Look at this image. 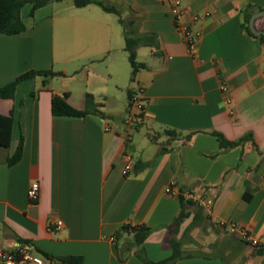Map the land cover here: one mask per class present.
Instances as JSON below:
<instances>
[{
  "label": "crops",
  "instance_id": "1",
  "mask_svg": "<svg viewBox=\"0 0 264 264\" xmlns=\"http://www.w3.org/2000/svg\"><path fill=\"white\" fill-rule=\"evenodd\" d=\"M102 1L119 15L73 0L32 15L28 4L21 13L27 30L0 34V88L32 71L57 75L24 81L13 99H0V117L14 120L11 147L0 148V248L81 256L84 264H145L138 249L119 253L116 235L123 226L147 227L152 234L140 249L159 263L172 256L169 227L183 210L182 197L167 190L199 194L208 186L213 205L201 206L203 220L192 229L189 211L178 235H186L187 257L175 264H264V41L247 31L244 16L264 10V0H183L187 18H201L194 56L163 0ZM255 27L264 29V18ZM127 37L147 39L137 48L144 68L134 81ZM138 88L148 102L128 141L125 120ZM65 93L81 111L91 95L98 113L55 117L52 99ZM214 133L229 142L252 138L223 149ZM21 137L22 159L9 166ZM125 153L135 163L128 176ZM34 182L41 193L31 203ZM58 221L63 228L51 233ZM231 224L261 247L231 233Z\"/></svg>",
  "mask_w": 264,
  "mask_h": 264
},
{
  "label": "trees",
  "instance_id": "2",
  "mask_svg": "<svg viewBox=\"0 0 264 264\" xmlns=\"http://www.w3.org/2000/svg\"><path fill=\"white\" fill-rule=\"evenodd\" d=\"M62 1L64 0H0V34L9 36L19 35L27 30V25L23 21L21 15L22 9L26 5H32L33 15L36 10L42 7ZM73 2L77 8H83L89 5H98L106 12L116 13L119 15V12L114 7L107 6L102 0H73ZM254 12L255 10L253 8H249L244 12L245 21L247 24L246 29L252 36L254 35L250 30V20ZM260 38L264 41V36H261ZM146 40V38L143 40L133 39L129 37L126 38V51L129 54L133 81L137 73L142 68H144V65L140 64L137 61V48L142 42H146ZM38 76L51 78L56 77L57 75L50 71L28 72L18 77L14 82L8 84L3 88H0V99H13L15 96V91L19 84L23 83L24 81L34 79ZM68 100L69 94L67 93L54 95L52 99V113L55 117L84 119L89 115L98 113V105L95 103V100L91 95L86 96L87 108L84 111L74 108ZM13 126V113L10 116L0 117V148L9 149L11 147ZM214 136L217 138L220 146L223 149L235 148L252 138L250 135H248L237 142H229L223 135L219 133H214ZM23 147L24 140L23 137H21L16 150L7 160V164L9 166H14L21 161L23 156ZM181 202L183 210L179 218H177V220L169 227L173 234L172 237L168 240V244L172 251V256L170 258L159 263H154L148 260L145 251L143 249H140V247L152 234V230L147 227L131 228L130 226H123L116 235V238L118 240L117 248L119 253H122L123 251L131 252L135 249H138L136 254L145 264H175L178 261L186 258L187 256L183 252L184 240L186 238V235L185 237L178 239L181 225L184 223L185 219L190 216L189 211L191 209H194L196 213L194 221L191 225V229L199 225L200 221L203 220V208L197 203L191 200H186L183 197L181 198ZM20 243L22 245H29L28 242H24L22 240H20ZM39 253L42 259L49 262L50 264H84V259L81 256L56 257L43 251H39Z\"/></svg>",
  "mask_w": 264,
  "mask_h": 264
},
{
  "label": "built area",
  "instance_id": "3",
  "mask_svg": "<svg viewBox=\"0 0 264 264\" xmlns=\"http://www.w3.org/2000/svg\"><path fill=\"white\" fill-rule=\"evenodd\" d=\"M163 1L170 8V13L174 19L176 30L184 35L185 44L187 46L189 54L194 56L196 54L197 41L199 39V34L195 31L194 26L201 20V18L196 16L189 20L186 15L183 0ZM221 90L223 93H227L229 91V88L225 82H222ZM147 102L148 100L145 96V90L143 88H138L134 93H132L130 97L128 116L125 120V125L130 130L127 137L128 141L131 140L132 133L137 128L138 124L143 122ZM123 159L125 162L123 175L128 176L133 172L135 168L134 158L130 153H125L123 155ZM213 191L214 189L212 187L206 186L199 194L187 193L181 195L179 192L174 190L173 187H171L167 190V193L173 196L183 197L186 200H191L198 205L209 209L213 205V199L209 197ZM40 193L41 190L39 183H32L28 190V198L30 202L36 203L39 200ZM63 226V222H55L49 226V231L51 233L59 232L63 228ZM229 230L231 233L238 235L250 246L254 248L261 247V242L255 239L246 228L240 227L236 224H231L229 226ZM112 240L115 241V238H113ZM0 261L3 264H45V261L41 257L34 255L31 252L30 248L27 246H20L16 251H6L0 248Z\"/></svg>",
  "mask_w": 264,
  "mask_h": 264
},
{
  "label": "water",
  "instance_id": "4",
  "mask_svg": "<svg viewBox=\"0 0 264 264\" xmlns=\"http://www.w3.org/2000/svg\"><path fill=\"white\" fill-rule=\"evenodd\" d=\"M264 18V10L260 11V12H257L255 13L252 17H251V20H250V30L252 32V34L254 36H257V37H261V36H264V29L262 30H258L256 27H255V24L258 20Z\"/></svg>",
  "mask_w": 264,
  "mask_h": 264
},
{
  "label": "rangeland",
  "instance_id": "5",
  "mask_svg": "<svg viewBox=\"0 0 264 264\" xmlns=\"http://www.w3.org/2000/svg\"><path fill=\"white\" fill-rule=\"evenodd\" d=\"M109 2L107 1V4H108ZM139 137V135L137 136V138Z\"/></svg>",
  "mask_w": 264,
  "mask_h": 264
}]
</instances>
